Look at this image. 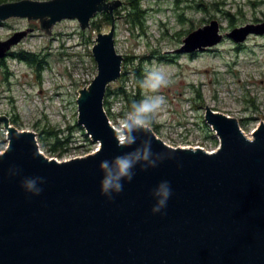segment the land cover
Returning a JSON list of instances; mask_svg holds the SVG:
<instances>
[{"label": "water", "instance_id": "water-1", "mask_svg": "<svg viewBox=\"0 0 264 264\" xmlns=\"http://www.w3.org/2000/svg\"><path fill=\"white\" fill-rule=\"evenodd\" d=\"M119 0H17L0 4V22L37 21L47 35L63 20L91 26L100 12L112 23L92 48L97 75L79 90L77 122L99 147L85 156L58 160L40 150L34 130H20L7 115L8 146L0 153V264H264V121L245 134L237 118L205 108V121L220 139L217 150L171 146L151 128L156 166L133 168L131 181L112 199L101 193V161L138 147H120L105 109L108 86L122 72L114 11ZM33 29L0 41V59ZM264 34V22L222 33L220 22L190 32L175 53L192 54ZM156 159V156H153ZM11 170V171H10ZM18 170L16 174H12ZM42 177L39 195L22 187ZM168 181L171 195L160 212L153 191Z\"/></svg>", "mask_w": 264, "mask_h": 264}, {"label": "rangeland", "instance_id": "rangeland-1", "mask_svg": "<svg viewBox=\"0 0 264 264\" xmlns=\"http://www.w3.org/2000/svg\"><path fill=\"white\" fill-rule=\"evenodd\" d=\"M119 1L123 4L115 9L114 17L122 18L115 21V39L116 49L124 57L151 54L155 50L165 55L173 54L186 37L183 35L180 39L177 32L204 26L208 23H203L202 19L210 16L220 22L222 33L264 22V0H203L208 4L210 14L189 8L183 1L176 4V0H142L143 8L147 10L143 33L128 20L127 0ZM215 2L220 9L236 14L234 27H230L221 10L213 9ZM180 13H184L187 20L180 21ZM5 22L0 25V41L15 32L33 29L11 50L24 48L54 55L50 56L52 68H46L42 79L30 66L6 57L10 73L0 67V115L11 119L14 112L20 122L15 124L11 120L12 125L20 130L38 132L36 138L40 150L48 157L67 160L95 151L99 144L85 135L86 132L74 129L69 149L62 156L56 155L48 150L49 141L42 139L40 129L49 122L65 135L69 133L68 125L77 122L79 90L88 86L98 72L92 48L97 35L107 32L111 24H103L99 31L92 28L91 22L89 28L82 30L76 20L66 19L54 26L52 35H47L37 21L11 18ZM238 45L243 48L237 50ZM63 49L67 53L59 59ZM176 54L181 55L176 63L153 60L147 66V69L165 68L170 78L169 86L159 93L166 98V104L153 116L151 128L156 135L175 147L209 143L218 146L220 140L214 138V128L205 121V108L209 106L237 118L245 134L252 137V132L264 121V34H250L242 43L225 37L217 46L197 52L194 58L189 54ZM124 65L125 62L122 70ZM120 78L108 87L114 89L121 82ZM132 84L133 80L129 81L130 87ZM149 94L145 89V95ZM112 100L110 121L117 127L122 118L123 101ZM7 146V130L0 124V153Z\"/></svg>", "mask_w": 264, "mask_h": 264}, {"label": "trees", "instance_id": "trees-1", "mask_svg": "<svg viewBox=\"0 0 264 264\" xmlns=\"http://www.w3.org/2000/svg\"><path fill=\"white\" fill-rule=\"evenodd\" d=\"M11 1H16V0H0L1 3L5 2H11ZM187 2V6L189 8H192L197 11H204L205 13H211L210 8L208 4L205 3L203 0H176V4H179L180 2ZM128 6L126 8L128 9V20L131 21V23L134 24V26H138L143 30H145V21L147 18V10L143 8V1L142 0H127ZM255 3V2H253ZM214 10H221V13L225 14L224 16L227 17L228 22L230 27H234L237 16L236 14H232L229 11H225L224 9H220L218 6V3H214ZM179 20H187L186 16L184 13L179 14ZM215 16H210L209 18L205 19L203 18L202 20L204 21L203 23H209L211 20H213ZM257 20V19H255ZM92 28H95L99 31L102 30L103 24H111L112 23V16L109 12L103 11L101 13H98L96 18H94L92 21ZM192 22V20H191ZM6 24V22H0V25ZM197 29V26H192L188 30H180L177 32V36H180V39H182L183 35H188L190 32L193 30ZM168 31V28L167 30ZM144 33V31H143ZM167 33V32H166ZM82 34L85 35L86 32L82 31ZM181 43V42H180ZM241 47L240 45L236 46L237 50H240ZM66 49H63L60 51L61 56H59V59L64 58L66 54ZM54 54H51L50 52H35V51H30L24 48H18L15 50H11L8 53V59H13L15 58L16 60L25 63L26 65L30 66L34 72L37 74V76L42 79L43 74L46 70V68L51 67V60L50 56ZM68 55V54H67ZM191 58H194L197 56V52L189 54ZM181 57L180 54H161L157 52L156 50L151 52V54H143L141 56H137L136 54H128L125 55V67L122 70L121 73V78L119 81L118 86L114 87L112 89L111 87L107 88L106 96H105V109L108 113V115L111 118V112H110V107L113 102L118 99L122 100V110L120 114L123 116L125 112L128 111L130 105L134 101H139L145 96V89L141 88L139 86V81L143 78L145 75V71L147 69V66L153 61V60H158V61H163V62H169V63H176L178 59ZM0 67L6 71V73L9 72V64L7 61V58L0 59ZM133 80V84L130 87L129 86V81ZM200 94V93H199ZM14 114V115H13ZM13 115V116H12ZM11 120L13 123L17 124L20 122V118L17 114L14 112L11 114ZM74 129H80L85 133V129L80 126L79 124L74 123V124H69L68 125V130L69 133L62 135L63 131L57 129V127L49 124L40 129V133L42 134V139L43 140H48V150L51 153H54L56 155L62 156L64 153L69 149V144L71 141L72 133L74 132ZM86 135V133H85ZM87 137V136H86ZM87 141H90L89 137H87ZM217 142V140H215ZM92 142L90 141V144Z\"/></svg>", "mask_w": 264, "mask_h": 264}, {"label": "clouds", "instance_id": "clouds-1", "mask_svg": "<svg viewBox=\"0 0 264 264\" xmlns=\"http://www.w3.org/2000/svg\"><path fill=\"white\" fill-rule=\"evenodd\" d=\"M170 83L169 73L163 67L146 69L145 75L139 81V86L146 89L150 94L145 95L139 101H134L127 112L120 119L118 126L113 129L118 146L129 147L137 142V133H143V139L138 147L131 152L116 156L111 162L101 161L99 167L104 175L101 180V193L112 199V193H119L123 190L122 180L131 181L134 172L133 168L142 163L146 169L149 165L155 167L157 159H162L160 154L152 151L151 126L153 116L158 113L166 104V98L159 93L167 88ZM156 159H153V156ZM11 171V170H10ZM18 170L12 172L16 174ZM43 183L42 177L25 178L22 187L34 195H39L42 189L37 183ZM153 196L157 198V203L152 208V212H160L166 206V202L171 195L168 181H162L153 191Z\"/></svg>", "mask_w": 264, "mask_h": 264}, {"label": "built area", "instance_id": "built-area-1", "mask_svg": "<svg viewBox=\"0 0 264 264\" xmlns=\"http://www.w3.org/2000/svg\"><path fill=\"white\" fill-rule=\"evenodd\" d=\"M112 123V122H111ZM116 127V126H115ZM213 136H215L214 138H218L219 139V137H218V134L216 133V131H215V133L213 134ZM220 140V139H219ZM207 142V141H206ZM209 143V142H208ZM181 147H191V148H203V149H205V150H207V151H215V150H217V148L219 147V145L218 146H213L211 143H209V144H205V145H202V144H197V145H186V146H181ZM210 147V148H209ZM79 157V156H78ZM66 160V159H65Z\"/></svg>", "mask_w": 264, "mask_h": 264}, {"label": "flooded vegetation", "instance_id": "flooded-vegetation-1", "mask_svg": "<svg viewBox=\"0 0 264 264\" xmlns=\"http://www.w3.org/2000/svg\"><path fill=\"white\" fill-rule=\"evenodd\" d=\"M114 13H115V11H114Z\"/></svg>", "mask_w": 264, "mask_h": 264}]
</instances>
